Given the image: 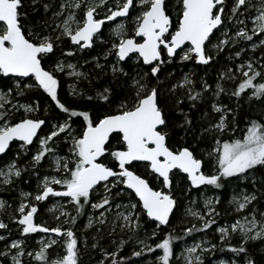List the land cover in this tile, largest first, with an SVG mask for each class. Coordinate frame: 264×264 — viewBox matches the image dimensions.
I'll return each instance as SVG.
<instances>
[{
  "label": "snow or ice",
  "instance_id": "snow-or-ice-1",
  "mask_svg": "<svg viewBox=\"0 0 264 264\" xmlns=\"http://www.w3.org/2000/svg\"><path fill=\"white\" fill-rule=\"evenodd\" d=\"M117 18L131 28L105 37ZM255 103L264 0H0V190L37 178L18 237L0 220V264H264V114L239 118ZM44 202L59 225L37 222Z\"/></svg>",
  "mask_w": 264,
  "mask_h": 264
},
{
  "label": "rangeland",
  "instance_id": "rangeland-1",
  "mask_svg": "<svg viewBox=\"0 0 264 264\" xmlns=\"http://www.w3.org/2000/svg\"><path fill=\"white\" fill-rule=\"evenodd\" d=\"M109 2L111 3V0H109ZM131 11V10H130ZM174 15V14H173ZM121 20H123L126 24L127 27L131 28V23L130 21L127 20V18H117L116 22H108L104 25L103 27V33L105 35V37L111 35L110 32V25L114 26L115 23L120 22ZM249 27H251V24L249 23ZM69 83H71L72 81L69 80ZM64 90H67V84H65V88ZM262 113L264 112L261 111ZM19 114H17L18 116ZM37 115H39V113H37ZM243 129V128H242ZM242 135V132L237 131V133H235V136H240ZM3 159H7V157H4ZM205 170L209 171L210 169L208 168V166H205ZM33 183H27V185H29L28 188H25L24 185H22L21 182H19V186L15 188V190L9 194L8 192H5L3 190H0V199H3L5 201H7V204H10L11 207L6 208V210H0V220H2L3 222L7 223L9 225V228L12 229L11 232V236L13 237H18V232L16 231V225L13 223L12 219H10V217L12 216H18V213L15 212V208L18 206V204L20 203V193L22 191H27V192H32L35 193L36 187H37V178L35 176H33ZM58 187V186H57ZM209 195H211V191L208 193ZM230 195V192H229ZM59 200V198H50V201H52V203H55ZM61 203H64L63 201H60ZM44 204L43 209L39 212V215L37 216V222L38 223H45L48 226H57L59 225L64 219L65 217L61 216L60 220H56L54 218L53 213L49 212L47 210V208L45 207V204H48V207H51L52 205L48 202H44L42 203ZM200 206L202 207V201ZM39 207V206H38ZM40 209V208H39ZM65 211H69L72 212V207L71 205H68L65 209ZM72 214L74 215L75 213L72 212ZM55 215H59V212H56ZM185 223H187V221H185ZM224 224V223H223ZM221 224V225H223ZM190 226V224H188ZM64 227H68L67 225H65ZM215 227V226H214ZM3 230H0V232H2ZM202 235L201 233L196 235L195 239H198L199 236ZM218 235V234H217ZM213 236L211 233L209 234L208 239H212ZM48 237V234H42V233H36V234H32L30 237L26 238L27 239V246L29 248V250H39V244L37 243V241H39L40 239H46ZM21 239H25L23 237H20ZM189 243H191V240H189ZM51 251L52 254V259H55L57 256V253L62 254V250L60 249V247L57 245L55 246V249H49ZM220 255V254H219ZM226 256H221L220 258L222 259H227L228 258V254H225ZM25 264H29V258L25 257ZM31 264H37V262L32 261Z\"/></svg>",
  "mask_w": 264,
  "mask_h": 264
},
{
  "label": "trees",
  "instance_id": "trees-1",
  "mask_svg": "<svg viewBox=\"0 0 264 264\" xmlns=\"http://www.w3.org/2000/svg\"><path fill=\"white\" fill-rule=\"evenodd\" d=\"M170 68H171V70H173V71H175V73H176V77L177 78H179L180 76H181V70L179 69V68H177V67H173V66H169ZM189 69L188 68H184L183 69V71L184 72H187ZM210 76H211V78L212 79H214L215 78V73L214 72H211V70H210ZM102 83V82H101ZM225 102H227V101H225ZM42 103V107L44 106V104H43V101L41 102ZM264 110V106H262V105H260L259 103H255V105L251 108V109H249V107H248V105H245L244 106V108L243 109H241V113H240V119H241V121H242V123L240 124V128L242 129V128H244V123H243V120H244V118L247 116V117H249V118H259L262 114H264V112L262 113L261 111H263ZM39 115H43V113L41 112V113H39ZM17 118H19V115L17 116ZM43 131H47V129L45 128ZM15 151V145L13 146V148L11 149V151L9 152V155H11L12 154V152H14ZM27 159V158H26ZM206 169V168H205ZM140 171H143L142 169H140ZM33 177H32V179L28 182V183H30V182H32L33 183ZM22 183V185H24V187L25 188H28L29 187V185H27V183H23V182H21ZM222 192H223V198H222V202H221V205H218V207L219 208H225V207H228V205H227V199H228V197H229V191L228 190H221ZM39 206V208H40V211L43 209V206H44V204H40V205H38ZM228 219H230V218H228ZM87 222V217L86 216H83V217H81L78 221H77V225L78 226H82L83 224H85ZM174 222H176V221H174ZM219 223L220 224H223V223H225V218H221L220 219V221H219ZM189 226V225H188ZM215 226V225H214ZM213 226V227H214ZM146 227H148V225H146ZM89 231H93V230H89ZM198 234H200V233H197L196 235H198ZM77 235L79 236L80 235V232H77ZM212 237V239H214V236H211ZM91 242V241H90ZM105 243H107V241H105ZM131 248H132V246L131 245H126L125 247H124V250H123V252L121 253V255L123 256V255H125L126 253L127 254H130V251H131ZM49 253L51 254V251L49 250ZM220 254V255H219ZM226 256L225 254H223V253H221V252H216L215 253V255L214 256H212V257H209V258H206V264H209V261L210 260H215L216 259V257H221V256ZM51 257H52V254H51ZM84 259H85V261H87V259H88V256L87 255H85L84 256Z\"/></svg>",
  "mask_w": 264,
  "mask_h": 264
}]
</instances>
